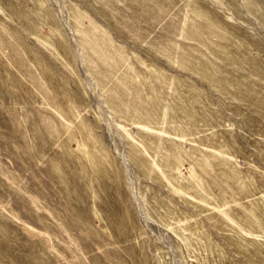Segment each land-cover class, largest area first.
Listing matches in <instances>:
<instances>
[{
  "label": "rangeland",
  "instance_id": "374dc122",
  "mask_svg": "<svg viewBox=\"0 0 264 264\" xmlns=\"http://www.w3.org/2000/svg\"><path fill=\"white\" fill-rule=\"evenodd\" d=\"M0 264H264V0H0Z\"/></svg>",
  "mask_w": 264,
  "mask_h": 264
}]
</instances>
